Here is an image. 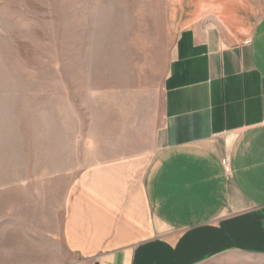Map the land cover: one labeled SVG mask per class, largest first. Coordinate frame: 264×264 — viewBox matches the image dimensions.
<instances>
[{"label": "crops", "instance_id": "1", "mask_svg": "<svg viewBox=\"0 0 264 264\" xmlns=\"http://www.w3.org/2000/svg\"><path fill=\"white\" fill-rule=\"evenodd\" d=\"M174 3L160 124L117 123L114 137L100 124L80 167L73 136L37 150L61 164L5 185L11 260L264 264V14L202 0L190 21L187 0Z\"/></svg>", "mask_w": 264, "mask_h": 264}, {"label": "rangeland", "instance_id": "2", "mask_svg": "<svg viewBox=\"0 0 264 264\" xmlns=\"http://www.w3.org/2000/svg\"><path fill=\"white\" fill-rule=\"evenodd\" d=\"M200 1L187 0L190 21ZM173 2L0 0V210L5 185L23 171L61 164L37 156L52 140L75 137L80 167L100 124L113 137L117 123L135 118L160 124L177 30ZM251 5L254 15L264 14V0ZM3 250L0 239V264H20Z\"/></svg>", "mask_w": 264, "mask_h": 264}]
</instances>
